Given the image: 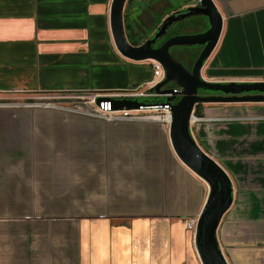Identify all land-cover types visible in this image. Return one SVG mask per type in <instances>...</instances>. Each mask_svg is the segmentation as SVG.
Listing matches in <instances>:
<instances>
[{
	"label": "crops",
	"instance_id": "1",
	"mask_svg": "<svg viewBox=\"0 0 264 264\" xmlns=\"http://www.w3.org/2000/svg\"><path fill=\"white\" fill-rule=\"evenodd\" d=\"M214 1L223 30L203 77L264 79V0ZM112 2L0 0V96L149 81L153 60H130L115 45ZM196 2H127L134 41ZM241 104L200 103L197 116L222 120L191 132L237 189L217 231L225 257L264 264V103ZM157 118L0 106V264H202L186 219L200 214L209 185Z\"/></svg>",
	"mask_w": 264,
	"mask_h": 264
},
{
	"label": "water",
	"instance_id": "2",
	"mask_svg": "<svg viewBox=\"0 0 264 264\" xmlns=\"http://www.w3.org/2000/svg\"><path fill=\"white\" fill-rule=\"evenodd\" d=\"M127 0H113L111 29L115 45L126 58L134 61L155 60L166 71V78L154 90L165 96L163 104H170V139L180 160L209 185L207 200L198 215L195 246L202 264H230L225 257L217 231L225 214L234 202V187L228 172L195 140L191 132V118L199 103H264V81H211L203 77L205 62L217 46L223 30V16L214 0H198L196 5L178 9L157 26L150 37L139 45L132 44L127 36L124 14ZM192 16L207 18L205 31L186 32L167 38L156 46L158 40L173 27ZM193 24L200 25V21ZM204 45L189 69L172 53L176 46ZM173 83L180 90L165 88ZM200 90L213 94L203 95ZM221 92V94H216ZM171 93L172 95H168ZM102 99L100 98L99 101ZM154 103L137 99H113L115 110L139 109Z\"/></svg>",
	"mask_w": 264,
	"mask_h": 264
},
{
	"label": "built area",
	"instance_id": "3",
	"mask_svg": "<svg viewBox=\"0 0 264 264\" xmlns=\"http://www.w3.org/2000/svg\"><path fill=\"white\" fill-rule=\"evenodd\" d=\"M197 3L198 1L194 5H196ZM152 69H153V75L149 81L144 82L142 84L130 86L124 89L113 90L108 92H102V91L40 92L39 93L40 95H47L44 97V99L55 98L58 100H63L62 102H64V104L60 102L52 103L47 101L38 104H26V105H23L22 103L12 104V107H21V106L58 107L60 109L78 111L80 113L97 117L109 122L139 119L143 117L142 115H140L141 112L147 110L162 111L165 113L166 116H168L171 114V106L170 104H163V102H155L154 105L146 106V107L142 106L139 109L115 110L113 107V99L128 98V99H137L144 101L143 98H147V97L153 98L157 96H163L157 91H155L154 87L166 78L165 68L160 62L153 60ZM261 80L264 81V79ZM174 88L176 90L181 89L178 86H175ZM168 95H172V94L169 93ZM100 98L102 99L101 101H99ZM66 103H72V104H66ZM249 119H259V118L252 117ZM213 120H222V119L199 117L196 115L194 109L191 118V124L195 122H204V121H213ZM227 120H231V119H227ZM197 222H198V216L188 217L186 219L187 228L195 232L197 227Z\"/></svg>",
	"mask_w": 264,
	"mask_h": 264
},
{
	"label": "rangeland",
	"instance_id": "4",
	"mask_svg": "<svg viewBox=\"0 0 264 264\" xmlns=\"http://www.w3.org/2000/svg\"><path fill=\"white\" fill-rule=\"evenodd\" d=\"M134 1H139V0H134ZM175 1H182V0H175ZM189 1H198V0H189ZM127 18L128 19L129 18L135 19L136 18V14H130ZM206 26L207 25H205V23H203L201 21V19H200V25L187 24V25H184V26H180L179 29L176 30V28H177V24H176L173 27L172 30L173 31H179L180 30V31L196 32L198 30H201V29L205 28ZM138 28L140 29L139 26H138ZM153 33H154V31L151 32V34H153ZM139 34H141L143 36H146L147 34H149V31H145V32L138 31V35ZM131 39H132V35H131ZM198 46L199 45H194L192 49H186L188 46H176V47H172L171 51L173 52L175 50V53L178 55V58L180 60H182L188 66L193 67L194 62H195L196 58L198 57V55L200 53V49L196 48ZM185 52H186V57L184 56ZM45 96H47V95H40L39 93H35V94H31V95H28V94H8V95L0 96V106L9 107V108H19V107H12V104H18V103H22L23 105H26V104H38V103L47 102V101L52 102V103L53 102H55V103H59L60 102V103L64 104V102H62L63 100H58V99H55V98L44 99ZM161 98H163V97H161ZM143 100L151 102L154 99L152 97H147V98H143ZM66 104H72V103H66ZM204 104H206V103H204ZM241 105H253V103H242ZM20 108H28V109H35V108H39V109H41V108L60 109L58 107H44V106L43 107L21 106ZM140 115H142L143 117L154 115V116L158 117L157 121L169 124V122L166 121L167 116L162 111L147 110V111L141 112ZM234 192H235V194L237 193L236 187H234ZM231 248H233V247H231Z\"/></svg>",
	"mask_w": 264,
	"mask_h": 264
},
{
	"label": "flooded vegetation",
	"instance_id": "5",
	"mask_svg": "<svg viewBox=\"0 0 264 264\" xmlns=\"http://www.w3.org/2000/svg\"><path fill=\"white\" fill-rule=\"evenodd\" d=\"M201 17H203V16H192V17L186 19L187 21H186V20H183V21L177 23V28H176V30L179 29L180 26H184V25H187V24H193L194 22L200 21ZM207 28H208V27L206 26L205 28H203V29H201V30H198V31H196V32H199V31H205ZM186 32H190V31H180V30H179V31H176V32L171 33V34H169V33H170V32H169L167 35L163 36L160 40L157 41L156 46H159V45L162 44L167 38H169V37H171V36H173V35L180 34V33H186ZM150 37H153V34H152ZM150 37H149V38H150ZM147 39H148V38H147ZM203 47H204V45H199V46L196 47V48H199V49H200V52H201V50L203 49ZM192 48H193V46H188L186 49H192ZM173 49H174V48H173ZM172 53H173V55H174L178 60H180V59L178 58V55L175 53V50H174ZM184 56L186 57V52L184 53ZM180 61H182V60H180ZM182 63L185 64L189 69L192 68L191 66H188V65H187L186 63H184L183 61H182ZM173 87H174V84H173V83H170V84H168V85L165 86V88H173ZM200 93L203 94V95L213 94V92H211V91H205V90H200ZM216 94H221V92H218V93H216Z\"/></svg>",
	"mask_w": 264,
	"mask_h": 264
},
{
	"label": "trees",
	"instance_id": "6",
	"mask_svg": "<svg viewBox=\"0 0 264 264\" xmlns=\"http://www.w3.org/2000/svg\"><path fill=\"white\" fill-rule=\"evenodd\" d=\"M131 1H133V0H127L128 3H130ZM126 12H127V9L125 10L124 21H125V28H126V33H127L128 39H129V41H130L132 44L137 45V44L139 43L140 40L134 41L133 37H132V39H131V27H130V24H129V22H128V18H127V13H126ZM203 17H204V16H203ZM186 21H187V20H186ZM174 29H175V28H174ZM174 32H176V31H173V30H172V31H170L169 34L174 33ZM161 97H163V96L153 97L154 100H152L151 103H155V102H164L166 98H165V97L161 98ZM146 102H148V101H146ZM199 104H200V103H199ZM199 104L196 105V107H195V112L198 111V105H199Z\"/></svg>",
	"mask_w": 264,
	"mask_h": 264
},
{
	"label": "bare ground",
	"instance_id": "7",
	"mask_svg": "<svg viewBox=\"0 0 264 264\" xmlns=\"http://www.w3.org/2000/svg\"><path fill=\"white\" fill-rule=\"evenodd\" d=\"M166 120L169 122L170 121V115L167 116Z\"/></svg>",
	"mask_w": 264,
	"mask_h": 264
}]
</instances>
